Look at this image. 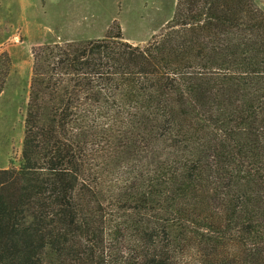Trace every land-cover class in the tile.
<instances>
[{
	"label": "trees",
	"instance_id": "1",
	"mask_svg": "<svg viewBox=\"0 0 264 264\" xmlns=\"http://www.w3.org/2000/svg\"><path fill=\"white\" fill-rule=\"evenodd\" d=\"M0 264H264V12L177 0L120 32L34 48Z\"/></svg>",
	"mask_w": 264,
	"mask_h": 264
},
{
	"label": "rangeland",
	"instance_id": "2",
	"mask_svg": "<svg viewBox=\"0 0 264 264\" xmlns=\"http://www.w3.org/2000/svg\"><path fill=\"white\" fill-rule=\"evenodd\" d=\"M177 0H0V169L19 168L34 48L120 32L147 44ZM264 12V0H255Z\"/></svg>",
	"mask_w": 264,
	"mask_h": 264
}]
</instances>
